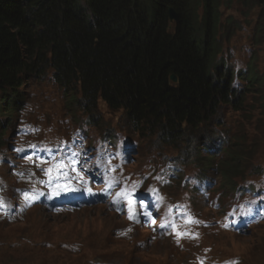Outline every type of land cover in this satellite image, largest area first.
Instances as JSON below:
<instances>
[{"label": "trees", "instance_id": "1", "mask_svg": "<svg viewBox=\"0 0 264 264\" xmlns=\"http://www.w3.org/2000/svg\"><path fill=\"white\" fill-rule=\"evenodd\" d=\"M231 1L0 0V98L17 97V75L50 61L75 111L94 110L100 95L164 138L206 129L230 93L229 75H220L217 35L219 9ZM246 3L264 9V0ZM169 8L176 22L168 20ZM238 152L226 155L234 159Z\"/></svg>", "mask_w": 264, "mask_h": 264}, {"label": "rangeland", "instance_id": "2", "mask_svg": "<svg viewBox=\"0 0 264 264\" xmlns=\"http://www.w3.org/2000/svg\"><path fill=\"white\" fill-rule=\"evenodd\" d=\"M227 15H231L232 18L237 20L238 24L240 25V27L235 29L231 36L226 41H224V43L227 42L225 45V52H229V54H231L230 57L225 54V59L227 58L229 66L232 65L231 61L241 64V62L245 61L248 63L249 60L254 59L255 66L260 73L264 74V24L258 26L255 25L253 18L254 16L251 14L245 16L233 8L223 9V16ZM25 88V95L28 99L27 102L24 99V105L22 109L23 114L21 117L26 118L27 116L29 120L34 121L33 119L35 118L40 117V119H38L42 120L44 115H49L51 122L53 119L58 118L63 114L64 104L60 97H58L57 94L53 92L52 88L48 86V83L34 82ZM260 94H264V87H262L260 90L254 89L252 93L248 92L247 102H245V105L256 110L255 117L252 113L246 114L248 118L253 117L252 121H254V126L248 129L246 127L245 121L242 120L247 131V137L241 145V148L246 152V157L244 159L246 164H250L252 162L264 164V100H261L262 96ZM47 95L49 97H47ZM221 113L222 115L220 120L223 122H228L229 119L238 115L236 111L228 107H224L221 110ZM105 117L113 122L112 125L116 127L120 126L118 124L117 114L109 113L105 110ZM89 131L96 133V131L93 129H89ZM97 132L101 133L99 130H97ZM108 135L110 134L108 133ZM99 223L101 227L100 229H78L79 231H76V233L78 232L80 234L79 237H75L76 233H66L65 236L55 234L53 231L55 230L54 228L59 227V223L55 219H51L53 230H51L49 234L42 233L41 228H46V225L41 222L34 214L28 215L27 218L21 223L11 226H0V264H9L17 256H22L24 258L28 255L30 251V245L25 243L26 241L21 238L19 235L21 233H31V239H33L34 233L40 235V240L50 237L47 243L50 248L56 247L57 244H59L60 247H63L60 245V242H76L79 241V238L82 236H91L96 233L95 231L101 232L106 225V221H101ZM72 224H76L73 218L61 221V225L66 227L69 232H72L74 229V227H68ZM60 229L63 228L61 227ZM64 231H66V229H64ZM250 233L255 237L244 238L242 234L234 236L232 240H229L228 242L227 239L220 240L218 244V250L223 254L238 253L242 255L243 258L250 261L247 258V252L250 250L251 246H256L257 243H259V237L264 234V227L259 228L254 233L250 231ZM67 236L69 239H67ZM97 237L100 236L95 234L92 238H86L84 241L92 242ZM80 242H83V240H80ZM245 242L249 243V245L243 244ZM117 250H121L127 254L131 252L130 246H128L126 243L116 242L115 246H105V249L99 251L98 253L110 255L112 252ZM163 252L167 253V250L163 248ZM136 256H142L145 259H157L162 258L164 255L162 253L156 254L154 252L147 251L144 253H139ZM40 257L45 264L62 263V260H57L55 254L48 252L47 250H44ZM90 257L91 256H88L87 258L89 259Z\"/></svg>", "mask_w": 264, "mask_h": 264}, {"label": "bare ground", "instance_id": "3", "mask_svg": "<svg viewBox=\"0 0 264 264\" xmlns=\"http://www.w3.org/2000/svg\"><path fill=\"white\" fill-rule=\"evenodd\" d=\"M263 9V8H262ZM264 11V9H263ZM176 15V19L172 18L171 19V15H170V11H169V21L170 20H174V22L177 21V14ZM244 102H246L244 100ZM48 109V108H47ZM46 109V110H47ZM45 110V111H46ZM60 119H56L55 125H58V121H60ZM6 125H4L3 127H5ZM85 126H86V130L89 131V125L85 122ZM97 130L101 131V128L96 127ZM112 136V135H109ZM11 143V142H9ZM7 142V137L6 134H0V148L6 147L7 144H9ZM129 153V152H128ZM127 152H123L122 154H128ZM123 170H126L125 168H123ZM0 196L3 199L4 202V198H7V202H10L8 193L6 190H1L0 191ZM245 204V203H244ZM264 209V208H262ZM91 215V217H86L85 218V214L83 210H77L74 211L73 214H67L68 216H72L74 221L76 222V224H72L71 226L68 227H74L72 232H69L67 230L66 227H64L63 225H61V221H63V218L61 216V214H53L55 217V220L59 223V227L58 228H54L55 230L54 233L55 234H59L61 236H65L66 233L68 234H75L76 231H79L80 229H86V228H93V229H100V223L101 221H106V225L103 228V230L101 232L99 231H95L97 235H99L100 237H97L95 240H93L92 242L89 241H84L86 238H92L94 235L92 236H82L81 238H79L80 240H83V242L76 241V242H60V245L63 247H60L59 244L56 245V247H52L50 248L48 245L46 246L45 250H47L48 252H52L53 254H55L56 259L57 260H62V263H57V264H92L89 262L90 259L95 258V259H104L107 258V256L109 254H101L98 253L99 251L105 249V246H115L116 242H120L118 239L119 233L120 231H127L126 228H123L122 225L124 224L123 222H119V223H114V225H107L108 221L110 220V215L108 214V212H105V216L104 215H100V216H95V214L98 213L93 212V209L88 208L87 209ZM149 210H145V209H141L140 213L142 216L148 214ZM30 214H34L35 216H37V218L43 222L46 225V228L48 229V218L41 212L40 207L37 206L35 208H31L29 210ZM140 216V217H142ZM136 217V214H135ZM151 217V216H150ZM85 218V219H84ZM10 217L4 216L2 214H0V226H11V221H10ZM63 229H60V228ZM142 228V226L138 225V229L140 230ZM64 229H66V231H64ZM79 229V230H78ZM109 231V235H106V232ZM252 231V230H250ZM141 236H143V233H140ZM235 234V233H234ZM240 235H242V233H240ZM80 234L77 232L75 237H79ZM237 236V235H236ZM67 239H69V237L67 236ZM32 239H30V241H26L25 243L29 244L31 243ZM131 241V240H130ZM144 245V243H143ZM137 246L141 249V247L139 246V244H137ZM194 249H197V246H194ZM40 253V252H39ZM88 256H91L89 259L87 258ZM27 257V256H26ZM26 257H22V256H17L13 261H11L9 264H27L26 263ZM34 264H45L42 259H41V263L38 260H35V262H33ZM132 264V263H130Z\"/></svg>", "mask_w": 264, "mask_h": 264}, {"label": "snow or ice", "instance_id": "4", "mask_svg": "<svg viewBox=\"0 0 264 264\" xmlns=\"http://www.w3.org/2000/svg\"><path fill=\"white\" fill-rule=\"evenodd\" d=\"M25 196L27 197V193H25ZM5 207V204L2 200V198H0V208H4Z\"/></svg>", "mask_w": 264, "mask_h": 264}, {"label": "water", "instance_id": "5", "mask_svg": "<svg viewBox=\"0 0 264 264\" xmlns=\"http://www.w3.org/2000/svg\"><path fill=\"white\" fill-rule=\"evenodd\" d=\"M170 15H171V19L172 18L176 19V15H175V13L173 11H170Z\"/></svg>", "mask_w": 264, "mask_h": 264}]
</instances>
